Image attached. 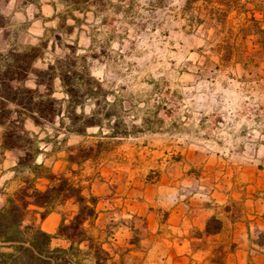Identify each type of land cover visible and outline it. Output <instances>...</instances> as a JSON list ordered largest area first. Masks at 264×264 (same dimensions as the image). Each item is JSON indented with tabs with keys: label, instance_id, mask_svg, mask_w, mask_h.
Returning <instances> with one entry per match:
<instances>
[{
	"label": "rangeland",
	"instance_id": "374dc122",
	"mask_svg": "<svg viewBox=\"0 0 264 264\" xmlns=\"http://www.w3.org/2000/svg\"><path fill=\"white\" fill-rule=\"evenodd\" d=\"M126 1L96 0L85 15L75 10L81 21L67 33L75 21L68 18L59 27L58 15L69 10L61 0H0V50L47 41L34 63L45 68L67 52L64 44L77 40V54L86 55L92 74L110 90V108L128 134L107 136V126L102 133L91 128L86 136L67 134L58 119L44 130L27 120L28 129L49 139L37 161L92 188L106 203L104 216L111 226L121 219L109 217L131 199L187 198L198 185L221 180L236 196L235 208L241 207L245 193H254L255 186L245 185L264 178V51L254 34L238 39L228 60L224 46L227 27L236 31L251 14L246 10L262 9L255 12L262 19L264 0H239L244 12H231L224 26L209 17L218 0ZM34 78L30 74L25 84L34 86ZM56 87L62 97L58 80ZM92 106L88 100L86 111ZM97 142H102L99 150ZM78 145L94 146V155L69 162ZM260 192L264 195V188H257ZM57 209L71 216L76 206L69 202ZM42 221L37 215L36 224ZM92 232L101 239L95 228ZM232 238L227 232L203 242L212 250L199 254L201 263H222L235 247ZM58 242L52 246H64ZM140 260L130 257L127 264ZM84 263L92 264L87 258Z\"/></svg>",
	"mask_w": 264,
	"mask_h": 264
},
{
	"label": "trees",
	"instance_id": "16d2710c",
	"mask_svg": "<svg viewBox=\"0 0 264 264\" xmlns=\"http://www.w3.org/2000/svg\"><path fill=\"white\" fill-rule=\"evenodd\" d=\"M61 1L69 10L58 15L59 27L68 18L75 21L67 26V33H71L76 23L81 21L74 11L78 10L85 15L93 11L90 7L96 3V0ZM104 1L111 3V0ZM218 1L219 6L213 7L209 17L220 25H225L231 12H235L236 16L244 12L239 0ZM125 3L129 5L128 1ZM121 7L126 6L123 4ZM246 11L251 14L245 15V22L238 23L236 31L233 25L227 27L224 46L227 51L224 57L226 60L231 58L237 40H243L250 34L256 36V43L264 51V14L262 19L255 14L262 9ZM54 37L61 40L58 34ZM74 42L64 44L63 48L67 52L56 56L45 68L36 67L34 63L44 55L47 41L0 50L1 147L19 151L15 170L23 182L0 206V248L10 249L0 251V264H85L86 258L92 264H113L110 263L113 256L104 247V240L92 232L100 212V196L92 192L90 187L38 162V156L43 152L42 143L49 142V139L41 138L39 132L26 127V121L30 120L44 130L46 124L54 125L58 119L59 129L63 128L67 134L86 136L91 128H98L97 132L102 133L104 126H107L110 131L107 136L128 135L110 108L113 106L109 98L110 90L92 74L86 55L77 54V40ZM30 74L35 76L34 86L25 84ZM57 80L62 97L56 96ZM88 100L93 105L89 112L85 109ZM52 143L55 144L54 141ZM101 145L102 142H97L95 146L99 150ZM75 148L77 151L67 156L69 162L80 163L82 159L94 155L91 152L94 146L86 149L78 145ZM41 179L46 180L44 187L39 185ZM70 200L76 209L71 216L62 212L56 232H48L36 224L37 215L45 219L58 205H64ZM28 219H31L30 223H26ZM222 224L223 221L213 215L206 220L204 231L206 234L218 233ZM54 238L65 239L68 245L52 246ZM131 242L138 245L140 240L133 236ZM82 243L87 248L81 247Z\"/></svg>",
	"mask_w": 264,
	"mask_h": 264
},
{
	"label": "crops",
	"instance_id": "0c3cea01",
	"mask_svg": "<svg viewBox=\"0 0 264 264\" xmlns=\"http://www.w3.org/2000/svg\"><path fill=\"white\" fill-rule=\"evenodd\" d=\"M18 155L17 150L3 149L0 139V206L10 193L23 185L15 170ZM41 181L45 183V179ZM245 186H255L254 193H245L239 208H235L236 196L224 180L213 186L198 185L187 198L163 194L157 201L131 199L119 212L108 216L113 220L121 219L115 226L106 222L103 206L106 203L99 201L95 230L104 240V247L111 252L113 264H127L130 257H141L138 264H204L199 254H210L212 246L203 242H215L214 239L227 232L233 236L231 241L235 247L228 249L227 257L220 264H264V195L256 193L257 188H264V178L258 176ZM111 204H116L113 199ZM59 206L63 205H58L42 219L41 227L48 232L54 233L60 223ZM213 215L223 221L221 230L206 234V220ZM133 218L142 219L143 225L131 220ZM123 221H130V224ZM133 231L138 232V245L131 242ZM55 240L68 245L65 239L54 238L52 243ZM81 247L87 248L85 243Z\"/></svg>",
	"mask_w": 264,
	"mask_h": 264
}]
</instances>
